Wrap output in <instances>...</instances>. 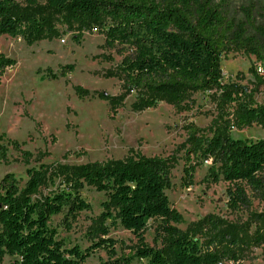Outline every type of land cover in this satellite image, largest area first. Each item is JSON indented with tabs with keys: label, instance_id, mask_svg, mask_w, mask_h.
I'll return each mask as SVG.
<instances>
[{
	"label": "trees",
	"instance_id": "obj_1",
	"mask_svg": "<svg viewBox=\"0 0 264 264\" xmlns=\"http://www.w3.org/2000/svg\"><path fill=\"white\" fill-rule=\"evenodd\" d=\"M46 2L70 28L80 32L97 30L110 47L130 45L132 53L121 60L117 69L124 88L137 92L135 110L166 101L183 111L191 93L214 91L218 113L211 124L206 128L187 126L182 181L192 179L201 159H210L211 179L233 186L227 190L229 205H249L245 186L260 192L264 200V139L231 134L232 129L253 124L264 128V99H254L257 88L264 86V74L252 68L255 86L247 89L224 82L220 64L221 55L232 50L264 62V5H241L242 17L236 18L227 12L229 0ZM26 3L21 6L16 0H0V34L22 37L27 42L58 37L60 31L37 11L36 0ZM13 64V59L0 55V75ZM71 72V65L61 66V76ZM55 78L57 75L49 69L40 76ZM74 89L79 98L90 93L80 86ZM92 95L112 108L121 103L118 96L104 91H94ZM3 136L0 134V141ZM7 159V148L0 143V162ZM175 161L174 157H148L131 149L123 158L104 162L28 167L23 186L13 173H5L0 179V264L5 255L17 256V264H84L94 247H104L109 254L97 264H132L134 259L145 264H220L224 260L237 261L244 248L264 242V211L250 216L252 231L229 230L213 215L186 230L179 228L183 216L165 194ZM85 187L102 192L105 199L90 231L93 237L100 238L88 251H81L77 246H66L51 218L60 214L67 223L78 213L90 210L91 204L82 194ZM43 188H47L46 192ZM151 218L160 220L157 232L161 248L144 243L143 232ZM107 221L118 223L138 237L139 244L133 252L114 253L113 240L105 237L109 231ZM206 228L214 232L212 236L202 235Z\"/></svg>",
	"mask_w": 264,
	"mask_h": 264
},
{
	"label": "rangeland",
	"instance_id": "obj_2",
	"mask_svg": "<svg viewBox=\"0 0 264 264\" xmlns=\"http://www.w3.org/2000/svg\"><path fill=\"white\" fill-rule=\"evenodd\" d=\"M16 1L21 6L27 5L26 0ZM249 2L264 5V0H229L228 14L241 18L239 7ZM36 9L60 31L58 37L27 42L22 37L0 34V55L14 60V64L0 75V134L4 135L0 143L7 148L8 158L7 162H0V179L11 172L23 186L28 178V167L37 168L42 163L75 166L104 162L123 158L131 149L148 157H174L170 186L165 189V194L170 205L183 216L184 221L177 225L179 228L186 230L207 215H213L229 230L241 233L250 228L252 231L254 223L250 216L264 211L260 192L245 186L249 205L232 207L227 190L233 186L224 180L211 179L208 173L210 159H201L192 179L187 183L182 181L187 126L206 128L211 124L218 113L212 95L214 91L191 93L183 111L176 110L166 101L135 110L133 103L137 100V92L124 88L123 77L117 69L121 60L132 53L130 45L110 47L97 30L80 32L70 28L52 12L46 0H36ZM220 64L224 82L247 89L255 86L252 68L264 74V62L243 51L222 54ZM63 65H71L72 72L61 76ZM46 69L57 78L40 79ZM74 86L90 93L79 98ZM94 91L118 96L121 103L112 108L107 101L92 95ZM254 99L263 101V85L255 91ZM231 134L243 139H264V128L253 124L241 130L232 129ZM13 140L17 141L16 146L11 144ZM82 194L91 204L90 210L78 213L67 223L62 220V215H55L51 224L67 247L77 246L81 251H88L100 238L93 237L90 231L101 212L100 203L105 195L90 187H85ZM159 223V219H149L143 232L144 243L154 248L163 245L157 232ZM106 224L109 231L105 237L113 240L116 255L136 249L139 240L135 234L118 223L107 221ZM213 233L206 228L202 235L212 236ZM108 256L106 248L94 247L84 264H97ZM17 259V256L5 255L1 264H17ZM236 260H224L220 264H264V242L250 244ZM132 264H145V261L134 259Z\"/></svg>",
	"mask_w": 264,
	"mask_h": 264
}]
</instances>
